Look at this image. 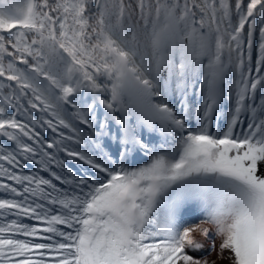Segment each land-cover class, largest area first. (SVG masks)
<instances>
[{
    "label": "snow or ice",
    "instance_id": "6c2138e0",
    "mask_svg": "<svg viewBox=\"0 0 264 264\" xmlns=\"http://www.w3.org/2000/svg\"><path fill=\"white\" fill-rule=\"evenodd\" d=\"M257 16L264 25V0H0V192L10 197L0 198V264H264V26L251 75ZM234 52L235 99L230 89L226 127L214 133ZM194 85L196 128L165 99L177 93L183 108ZM85 91L92 103L75 102ZM97 102L106 114L94 125ZM242 113L250 115L237 132ZM72 119L92 130L87 137ZM44 126L58 138H44ZM97 126L118 161L93 155ZM145 132L171 146L150 145ZM141 153L147 163L126 166ZM22 162L49 178L18 173ZM197 209L203 219L186 223ZM210 226L220 238L209 249L216 258L193 256Z\"/></svg>",
    "mask_w": 264,
    "mask_h": 264
},
{
    "label": "trees",
    "instance_id": "16d2710c",
    "mask_svg": "<svg viewBox=\"0 0 264 264\" xmlns=\"http://www.w3.org/2000/svg\"><path fill=\"white\" fill-rule=\"evenodd\" d=\"M233 15L235 16L234 10H233ZM259 21H260V17L257 16V29H256V32L254 35L253 49L251 52V56H252L251 75L253 77L256 76L255 60L258 59V57H259V43H260L259 27L264 26V25H261L259 23ZM233 22L235 23V19ZM243 59L245 62V73L247 74L248 66H249V53H248L246 44L244 47ZM224 60L226 63H228V61H229V54L227 52V49L225 50ZM237 63H239V56L237 53L234 52L231 55V66L227 72L226 81L223 85V99L221 101L219 111L217 113H215L213 116L212 125H213L214 129L224 130L225 129L224 127H226L227 120L229 118V111H230V108L232 107V104L229 102L230 89H231V95H232V98L234 101V99H235V82L239 77V73L235 67ZM21 67H23V66L21 65ZM262 74H264V73H262ZM260 92H261V90L258 89L257 90V101H256L257 103H259ZM104 95H106V94H104ZM165 99L170 103L171 106H173L177 110V112H185L186 111L188 122H195L197 124L195 109H196L198 103H202V100L199 96V85H194V86L189 87V89L186 93V96L183 98L184 99V107L183 108L181 106V99L182 98L180 97L179 94L169 93V95L167 97H165ZM74 101L83 105L85 102L92 103V98L85 91L84 93H78L75 96ZM66 108H67L66 118H71L72 113L74 112V109H72L71 105L66 106ZM32 114L36 120H40L42 115H45V117H46V114H42L38 110H32ZM105 114H106V109L103 107V105H101L97 102L95 105L94 111H92L89 114L88 118H89L91 123H93L94 125H98L99 122L104 121ZM247 115H250V114L249 113H242L241 117H240L241 120L242 121L247 120L246 119ZM21 119H25V118L21 117ZM72 123L77 128H79L82 131V133H84L85 137H87V134L92 131L86 125L80 123L79 120L72 119ZM111 127H112L113 132H115L116 127H117V125L115 124V121H111ZM61 130L63 132H65L66 134L69 133L68 129H61ZM40 131L42 132L44 138H46L48 140L58 138L56 136V134L52 133L51 130L48 129L46 126L41 127ZM96 131H97V143H96V145H92L91 141L90 140L88 141L89 145L91 146V148L93 150V155H95L96 157L104 156L105 158H107L108 155H111L114 159H116L118 161L119 157L117 154L116 145L113 144V142L111 141L110 138L100 137L98 135V133H99L98 126L96 128ZM159 137L161 138V136L158 133L149 134L148 132H145V134H144L145 140L147 142H149L150 145H153L155 143L154 141H156V139ZM66 143H68V145L70 147L74 146L71 142H66ZM76 147H78L80 150H83L84 144L82 143L81 145L76 146ZM142 154H146V153H142ZM59 155H60V158H62L66 161L67 166L73 169V172L75 174H77V175L85 174L87 166L83 165L81 162H79L73 158H68L64 153H60ZM117 166H118V164H117ZM55 170L59 171V169H55ZM21 171H23L24 174H36V175H42L45 178H49L48 174L41 171L40 166L38 164L33 163V162H28L26 165L24 162H22L21 167L17 169L18 173ZM90 172H91V170H88L89 174H90ZM56 183L59 186V182H56ZM63 187L65 189H68L69 192L71 193V189L68 188L67 185H64ZM0 198H10V197H8V195L5 193L0 192ZM25 223L31 224V223H36V222L25 219Z\"/></svg>",
    "mask_w": 264,
    "mask_h": 264
},
{
    "label": "bare ground",
    "instance_id": "6f19581e",
    "mask_svg": "<svg viewBox=\"0 0 264 264\" xmlns=\"http://www.w3.org/2000/svg\"><path fill=\"white\" fill-rule=\"evenodd\" d=\"M201 219H203V213L200 212V210L198 209L194 210L191 216L185 218L186 223L188 224L199 223ZM197 238L199 239V241L201 242L203 246L196 251H192L190 249L189 250L190 254H192L195 257L209 256L210 258L215 259L216 258L215 253L209 252V249L214 242L216 243L217 248H218V244L220 240L219 236L217 235L215 226H210L209 233L207 236H198Z\"/></svg>",
    "mask_w": 264,
    "mask_h": 264
},
{
    "label": "rangeland",
    "instance_id": "374dc122",
    "mask_svg": "<svg viewBox=\"0 0 264 264\" xmlns=\"http://www.w3.org/2000/svg\"><path fill=\"white\" fill-rule=\"evenodd\" d=\"M244 120V119H243ZM189 123V125L192 127V128H196L198 125L195 123V122H188ZM246 125H247V120H244V123L243 124H241V125H238L237 126V132H239L240 130H241V128H246ZM225 128V127H224ZM211 131L212 132H214V133H216V132H219V133H222L224 130H218V129H214L212 126H211ZM158 133V132H157ZM160 136H161V138L159 137V138H157L156 139V141H154V142H156L155 144H153L156 148H160V147H164V148H169L170 146H171V144L170 143H165V137L162 135V134H160V133H158ZM170 139V138H169ZM153 142V143H154ZM149 161V154H145V155H142V154H140V155H138L137 157H136V159L134 160V161H131V162H126V166H129V167H138V166H140V165H142V164H145V163H147ZM119 166V165H118ZM117 166V167H118Z\"/></svg>",
    "mask_w": 264,
    "mask_h": 264
},
{
    "label": "water",
    "instance_id": "95a60500",
    "mask_svg": "<svg viewBox=\"0 0 264 264\" xmlns=\"http://www.w3.org/2000/svg\"><path fill=\"white\" fill-rule=\"evenodd\" d=\"M162 75L166 76V75H167V73L165 72V73H163ZM211 123H212V121H211Z\"/></svg>",
    "mask_w": 264,
    "mask_h": 264
}]
</instances>
